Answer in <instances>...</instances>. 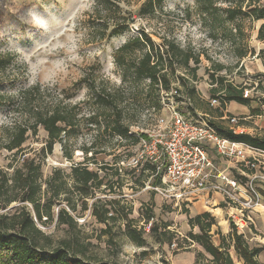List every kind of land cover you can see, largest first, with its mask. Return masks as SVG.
Returning a JSON list of instances; mask_svg holds the SVG:
<instances>
[{
  "label": "rangeland",
  "instance_id": "1",
  "mask_svg": "<svg viewBox=\"0 0 264 264\" xmlns=\"http://www.w3.org/2000/svg\"><path fill=\"white\" fill-rule=\"evenodd\" d=\"M4 1L6 3L0 9V52L13 56V60L0 78V93L6 99L0 106V142L5 140L8 122L21 120L24 114L22 106L28 107L25 100L22 106L14 104L20 101L23 90L39 85V91L30 96L40 106L61 98L73 104L78 127L69 140L72 158L66 159L60 143L56 142L50 154L43 159L40 157L44 176L56 167L68 172L72 163L85 161L89 168L98 170L100 175L105 174L106 184L93 189L87 198L89 206L96 199L119 200V205L115 206L121 213H128L134 228L142 229L144 245L138 246L129 239L124 219L110 221V232H104L105 225L96 221L89 207L80 210L79 204L71 213L76 221L73 227L56 224V217L45 223L34 219L37 226L48 233L55 244L61 240L75 244L77 240L87 244V253L91 256L116 264H194L198 252L203 253V256L199 255L200 264H207L209 255L196 242L192 244L189 241L188 232L190 229L198 232V227L191 228L188 218L194 216L200 204H207L211 197L200 192L195 193V198L175 202L144 188L148 181L153 182L155 176L149 167L135 166L132 157L141 148L140 136L149 140L154 138L157 119L160 115L167 116V110L161 103L155 106L156 96L148 87L147 78L129 72L122 79V71L114 63L112 52L128 37L142 31L156 44H162L164 38L173 40L180 47L199 55L194 76L177 67L171 77V86L178 90L177 100L188 98L190 107L193 105L195 111L214 119L224 113L246 117L249 121L240 122L254 128L256 124H264V104L260 101L264 97V52L259 54L264 41L257 38L261 20L247 14V0L242 2L241 11L234 19H229L224 9L233 6L235 0H214L216 9L203 14L195 0H162L155 6L154 13L146 16L138 14L145 0H126L124 7L132 11L133 18L128 30L94 42L89 39L94 36L89 31V19L95 0ZM258 3L264 4V0ZM190 65H193L192 60ZM211 74L217 82L212 80ZM92 78L120 97L117 105L122 109L121 122L128 126L126 137L112 135L109 130L98 135L95 125L87 130L85 118L92 112V104L87 101L90 94L88 83ZM221 78L223 83L247 86L249 95L253 96L250 105L230 101L221 106L220 103L211 104L212 88H217ZM186 106L185 102L180 106L184 114L193 115ZM251 108H258L257 115L250 112ZM114 112L111 107L107 109L101 119L102 126L113 120ZM256 133H260L259 130ZM46 138L42 127H38L35 134L29 132L23 153L38 155ZM82 145L91 146L87 156L80 149ZM89 156L94 160H86ZM10 159V152L0 148V167L10 171L11 168L7 167ZM95 162H106L113 167L103 170ZM20 205V202H12L3 210L11 211ZM61 205L67 208L64 203ZM27 206L34 218L31 206ZM53 213L56 216L57 205L53 206ZM148 214L153 215L149 220ZM224 217L227 218V213ZM150 221L158 228L155 233L145 229ZM172 243L176 245L172 246ZM9 261V253L0 250V264Z\"/></svg>",
  "mask_w": 264,
  "mask_h": 264
},
{
  "label": "trees",
  "instance_id": "2",
  "mask_svg": "<svg viewBox=\"0 0 264 264\" xmlns=\"http://www.w3.org/2000/svg\"><path fill=\"white\" fill-rule=\"evenodd\" d=\"M126 0H95L91 13L89 31L94 36L90 41H101L112 36L119 35L128 30L129 24L133 21L132 11L124 7ZM162 0H145L138 9L140 16L152 15L155 6ZM200 13H210L216 9L214 0H195ZM244 0H235L233 6L224 9L229 19L241 11V4ZM259 0H247V14L255 19H260L261 23L257 28V38L264 41V4ZM4 0H0V9L5 5ZM264 52V48L259 51ZM244 55V54H243ZM114 63L122 71V79L126 78L129 72H133L137 77L147 78L148 87L154 90L155 106L160 105L161 90H168L171 87V77L175 74L177 67H182L194 76L199 63V55L180 47L173 40L164 38L162 44H156L153 39L144 31L138 35L128 37L121 45L112 52ZM13 60V56L0 52V78L6 71L8 65ZM190 60L193 65H190ZM220 67V66H219ZM212 80L218 81L213 74ZM187 81H184L186 83ZM90 94L88 103L92 104V112L85 118L87 130L92 125L97 127L96 134L102 135L104 130H109L110 134L126 137L128 133L127 124H123L122 109L118 108L117 100L120 97L115 92L103 84L96 83L92 78L88 83ZM247 86L239 83H223L221 78L217 88H212L214 92L221 93V104L224 101H234L242 105H250L253 96H243V90ZM39 91V85L23 90L20 101L15 106H22L24 100L27 108L22 106L24 114L21 120H13L6 125V136L0 142V148L10 152L11 159L7 163L6 170L0 167V250L9 253L10 261L7 264H116L115 262L99 259L87 253V244L61 240L59 243L53 241L52 237L41 230L34 219L40 223L52 221L56 217V224L65 225L69 228L76 224L72 212L77 210L90 209V214L97 222L105 225L104 232H110V221L119 218L125 220L127 235L136 245L143 246L142 229H136L131 225L128 213H121L115 205H119V200L96 199L90 206L87 198L92 194L93 189H100L106 184L105 174L100 175L98 170L91 169L87 162L72 163L69 171L56 167L44 176L40 157L43 159L53 150L56 142L60 143L62 155L66 159H71L73 152L69 140L74 136L78 121L76 119V108L73 104L66 102L63 98L56 102L47 103L43 106L36 104V99L31 93ZM5 95L0 93V106L5 103ZM264 104V97L260 99ZM10 103V102H9ZM25 104V103H24ZM116 113L109 124L101 125V119L107 109ZM22 110V111H23ZM188 110L194 113L195 107L188 106ZM258 108H251L252 114H257ZM222 116L219 114L217 117ZM210 122L225 135L231 134V129L223 120L210 119ZM38 127L46 132V141L40 147L38 155H25L24 142L28 133H36ZM97 135V136H98ZM146 135V134H142ZM97 138V137H96ZM95 138V139H96ZM94 139V140H95ZM235 139L246 141L264 148V136L241 133ZM137 140V139H136ZM93 144V142H92ZM87 156L91 146L82 145L80 148ZM101 150H99V153ZM24 154L21 158L19 155ZM37 155V156H36ZM19 157V158H18ZM37 157V158H36ZM87 157L86 160H94ZM98 163V162H95ZM100 169H108L110 166L106 162L98 163ZM149 167L150 171L155 166L150 162H144L140 167ZM115 173L117 167H115ZM156 177V182H159ZM112 186V185H110ZM12 202H20L21 205L11 211L3 210ZM64 203L67 208L61 205ZM31 206V210L27 205ZM57 205L56 216L53 213V206ZM153 217L147 215V220ZM191 228L198 227V232L192 229L188 232L190 239L202 248V251L209 255L207 264H234V260L229 252L232 247L235 253L243 259L244 264H262L257 255L261 247L251 246L242 233H238L232 225V229L226 235L218 229L212 231L215 224L214 216L209 211H203L188 218ZM232 224V223H231ZM167 225L165 224L164 229ZM151 232L157 231V226L151 222L149 226ZM165 233V232H164ZM213 233L219 235L220 242L215 244L211 236ZM111 239V237H110ZM203 256L198 252L194 264H200L199 258ZM199 259V260H198Z\"/></svg>",
  "mask_w": 264,
  "mask_h": 264
},
{
  "label": "built area",
  "instance_id": "3",
  "mask_svg": "<svg viewBox=\"0 0 264 264\" xmlns=\"http://www.w3.org/2000/svg\"><path fill=\"white\" fill-rule=\"evenodd\" d=\"M178 96L173 86L161 90L160 103L167 116L158 117L153 139L139 138L141 148L132 157L134 165L150 162L155 166L152 171L155 178L144 188L175 202L195 198V193L200 192L211 198L218 196L217 205L227 209V218L236 230H243L253 223L254 212L264 211V148L235 136L260 135L256 133L259 126L251 128L240 122L246 117L224 113L215 119L223 120L231 134H222L206 113L184 114L180 106L185 102L188 109L189 99L177 100ZM243 96H250L248 88H244ZM210 103L221 106L226 101L221 104V93L217 91ZM150 225L151 221L145 229ZM189 241L194 243L192 239Z\"/></svg>",
  "mask_w": 264,
  "mask_h": 264
},
{
  "label": "crops",
  "instance_id": "4",
  "mask_svg": "<svg viewBox=\"0 0 264 264\" xmlns=\"http://www.w3.org/2000/svg\"><path fill=\"white\" fill-rule=\"evenodd\" d=\"M255 115L257 114H254V116ZM257 125L259 128L261 126L263 127L262 129H259V134L264 136V124ZM212 198L215 200L219 199L218 196H213ZM212 198L208 200L209 202L206 201L207 204H200L199 208L196 210V214L206 210L209 211L215 219V224L212 226V231H214V229H218L222 234L226 235L232 229L230 220L224 217L225 213H227V209L217 205V201H213ZM252 218L253 225L249 223V226L243 228V230H237V232L242 233L251 246H258L262 248L258 253L257 258L262 264H264V211L254 212ZM211 238L215 244L220 242L218 234H213ZM229 252L234 260V264H244L243 259L235 253L232 247L229 248Z\"/></svg>",
  "mask_w": 264,
  "mask_h": 264
}]
</instances>
